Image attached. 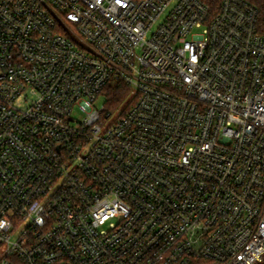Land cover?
<instances>
[{"label":"built area","instance_id":"2783aa9c","mask_svg":"<svg viewBox=\"0 0 264 264\" xmlns=\"http://www.w3.org/2000/svg\"><path fill=\"white\" fill-rule=\"evenodd\" d=\"M0 264H264L258 9L0 0Z\"/></svg>","mask_w":264,"mask_h":264},{"label":"trees","instance_id":"16d2710c","mask_svg":"<svg viewBox=\"0 0 264 264\" xmlns=\"http://www.w3.org/2000/svg\"><path fill=\"white\" fill-rule=\"evenodd\" d=\"M211 9L212 13H217L221 7L223 0H203ZM251 5L256 7L259 11V20L262 27H264V0H246ZM130 94V90L125 85H118L117 87H109L104 92L106 100L105 105L109 110H115L121 106Z\"/></svg>","mask_w":264,"mask_h":264},{"label":"rangeland","instance_id":"374dc122","mask_svg":"<svg viewBox=\"0 0 264 264\" xmlns=\"http://www.w3.org/2000/svg\"><path fill=\"white\" fill-rule=\"evenodd\" d=\"M105 102H106L105 98H104V97H100V98L97 100V102H96V104H95V107H97L98 109H100V108H102V107L105 105ZM76 118H77V119L82 118V115L77 114V115H76Z\"/></svg>","mask_w":264,"mask_h":264}]
</instances>
